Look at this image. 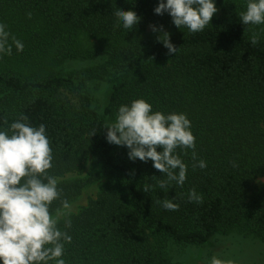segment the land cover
I'll return each mask as SVG.
<instances>
[{"label": "trees", "instance_id": "1", "mask_svg": "<svg viewBox=\"0 0 264 264\" xmlns=\"http://www.w3.org/2000/svg\"><path fill=\"white\" fill-rule=\"evenodd\" d=\"M159 2L0 0L9 43L15 36L24 45L0 53V131L21 115L34 128L44 124L53 155L48 174L56 178L80 171L91 157L89 176L59 180L51 213L104 180L96 198L58 222L71 236L61 241L65 264H183L169 245L208 247L234 234L264 245V189L254 190L264 176V25H243L248 0H214L210 23L192 33L167 12L156 14ZM120 9L140 17L132 29L114 15ZM150 25L170 34L175 54L157 40L160 32H146ZM91 39L98 45L87 48ZM98 83L107 87L104 100L92 87ZM136 99L190 120L196 160L192 149L174 153L187 165L182 187L173 181L160 188L166 176L153 161L130 160L126 146L107 141L104 127ZM199 160L204 169L193 168ZM192 189L203 203L189 200ZM164 199L179 210H165L157 203Z\"/></svg>", "mask_w": 264, "mask_h": 264}, {"label": "clouds", "instance_id": "2", "mask_svg": "<svg viewBox=\"0 0 264 264\" xmlns=\"http://www.w3.org/2000/svg\"><path fill=\"white\" fill-rule=\"evenodd\" d=\"M216 11L214 0H160L154 8L158 15L167 12L177 28L186 27L192 33L203 31ZM114 15L129 30L140 20L132 10L120 9ZM27 16L31 18V13ZM239 18L243 25H264V0H248ZM119 26L117 23L116 27ZM6 28L7 25L0 23V53L11 55L13 44L18 52L23 51V43L15 36H11L12 43H9L11 34ZM150 28L161 33L157 40L169 55L177 52L162 25H150ZM250 39L253 45L257 44L259 34H253ZM27 120V116L21 115L7 130L0 131V260L3 264H48L49 261L65 264L61 241L70 243L71 236L57 225L63 210H70L71 205L65 199L54 216L50 212L52 203L61 197L58 178L48 174L52 167V148L45 125L34 128ZM104 128H107L109 143L129 149L130 160L153 161V167L166 176L158 181L160 188L167 190L173 181L183 186L187 165L174 154L175 150L192 149V159L196 160L195 136L185 114L153 112L150 103L136 99L130 105H121L115 122ZM157 147L162 151H157ZM206 166L205 161L199 160L193 168ZM149 187L143 190L148 192ZM189 200L203 203L195 189L190 190ZM157 203L165 210H179V205L169 199ZM65 224L70 227V221ZM211 264H222V261L213 257Z\"/></svg>", "mask_w": 264, "mask_h": 264}, {"label": "rangeland", "instance_id": "3", "mask_svg": "<svg viewBox=\"0 0 264 264\" xmlns=\"http://www.w3.org/2000/svg\"><path fill=\"white\" fill-rule=\"evenodd\" d=\"M152 30L150 26L146 32L150 33ZM87 48H94L98 45L94 40H84ZM93 89L96 95L104 100L108 94L105 84H93ZM96 167L91 162L89 157L83 164L80 171L67 174L61 179H72L75 177H87ZM103 179L89 184L80 194L70 202L71 209L63 210L65 217L70 214L78 213L85 207L89 200L96 198ZM264 189V176H259L255 180V191ZM55 215V212H52ZM170 255L174 260L182 261L186 264H211L213 257L222 261V264H264V245L249 238H243L238 235L219 236L218 239L210 244L208 247H196L191 245L171 244L169 245ZM183 263V264H184Z\"/></svg>", "mask_w": 264, "mask_h": 264}]
</instances>
